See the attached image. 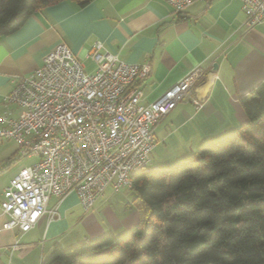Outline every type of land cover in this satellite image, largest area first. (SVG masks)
I'll list each match as a JSON object with an SVG mask.
<instances>
[{
  "label": "crops",
  "instance_id": "0c3cea01",
  "mask_svg": "<svg viewBox=\"0 0 264 264\" xmlns=\"http://www.w3.org/2000/svg\"><path fill=\"white\" fill-rule=\"evenodd\" d=\"M244 22L240 0L197 1L181 14L167 0H91L86 5L60 0L36 10L18 31L0 38V115H17L19 107L7 101L16 81L41 66L60 42L80 60H91L86 54L101 42L103 51L127 63L149 62L151 73L138 82L144 105L200 67L192 90L156 128L153 162L162 168L157 162L162 143L173 153L178 148L188 154L247 121L242 99L264 85V22L251 30ZM38 159L22 155L14 141L0 140V204L10 180ZM108 188L90 210L75 192L62 200L52 196L48 208L58 207L59 218L44 215L27 232L18 227L0 231V264H41L56 244L69 247L85 238L133 229L140 219L135 205L118 215L108 205ZM4 219L0 205V222Z\"/></svg>",
  "mask_w": 264,
  "mask_h": 264
},
{
  "label": "built area",
  "instance_id": "2783aa9c",
  "mask_svg": "<svg viewBox=\"0 0 264 264\" xmlns=\"http://www.w3.org/2000/svg\"><path fill=\"white\" fill-rule=\"evenodd\" d=\"M176 13L197 1L167 0ZM244 26L264 22V0H240ZM95 64L88 71L65 43L57 44L29 76L20 77L7 101L19 107L0 115V140H12L24 156L39 159L9 182L1 201L0 231L36 226L44 215L60 217L49 199L75 192L84 209H92L110 186L132 187L139 172L154 165L156 128L192 90L202 74L198 67L148 105L139 81L151 73L149 62L127 63L103 51L97 42L86 54ZM200 108L198 99L193 100Z\"/></svg>",
  "mask_w": 264,
  "mask_h": 264
},
{
  "label": "trees",
  "instance_id": "16d2710c",
  "mask_svg": "<svg viewBox=\"0 0 264 264\" xmlns=\"http://www.w3.org/2000/svg\"><path fill=\"white\" fill-rule=\"evenodd\" d=\"M58 1L0 0V38ZM242 104L237 131L133 176L137 226L56 244L41 264H264V85Z\"/></svg>",
  "mask_w": 264,
  "mask_h": 264
},
{
  "label": "rangeland",
  "instance_id": "374dc122",
  "mask_svg": "<svg viewBox=\"0 0 264 264\" xmlns=\"http://www.w3.org/2000/svg\"><path fill=\"white\" fill-rule=\"evenodd\" d=\"M81 62L88 67V68L86 67L88 71L94 70L95 64L92 60L81 59ZM228 135H226V136H228ZM223 137H225V136H223ZM171 143H174V145H176L175 141H173V140ZM206 145H208V144L207 143L202 144L200 147L206 146ZM164 147H165V144L162 143L159 147V154H160L159 157H160L161 161L157 160V162H159L160 164L163 165L162 168H168V167L173 166L174 164L178 163L179 161L189 157L192 154H195L199 149V148H197L196 150H194L190 153L187 152L188 154H180V153H182V152H180L182 149L177 148V151L175 153H173V152H171V150H173L172 148L171 149H167V148L165 149ZM178 147H181V146H178ZM161 157H163V158H161ZM107 195L112 196V200L108 203V205H111V207H114L115 211L120 216L122 215V213L127 208L133 206V204H134L133 198L135 199V195L133 193V190L128 188V187H123L120 191H115L113 189V187L110 186L107 190ZM79 230H80V228H79ZM81 230H82V228H81ZM121 232H123V231H121ZM121 232H118V233H121ZM82 241H84V239L80 240L77 243H80Z\"/></svg>",
  "mask_w": 264,
  "mask_h": 264
},
{
  "label": "water",
  "instance_id": "95a60500",
  "mask_svg": "<svg viewBox=\"0 0 264 264\" xmlns=\"http://www.w3.org/2000/svg\"><path fill=\"white\" fill-rule=\"evenodd\" d=\"M215 67H216V65H215Z\"/></svg>",
  "mask_w": 264,
  "mask_h": 264
}]
</instances>
